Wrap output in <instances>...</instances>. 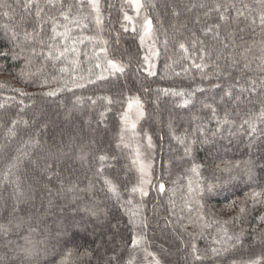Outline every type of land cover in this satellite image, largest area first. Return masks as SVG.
Here are the masks:
<instances>
[{
  "label": "trees",
  "instance_id": "16d2710c",
  "mask_svg": "<svg viewBox=\"0 0 264 264\" xmlns=\"http://www.w3.org/2000/svg\"><path fill=\"white\" fill-rule=\"evenodd\" d=\"M7 2L15 7V0ZM40 3L43 6L44 0ZM144 3L158 39L160 56L153 60L156 75H147L143 61L146 52L139 35L125 25L121 11L122 5L124 11L128 9L125 0H106L104 26L98 31L94 18H90L86 28L74 29L72 34L106 39L109 56L123 63L125 72L111 75L104 72L103 80H96L94 75V83L85 82V87L71 91L65 88L51 97L44 93L62 87L60 81L69 78L72 67L67 65L69 72L60 73L49 64L37 72L42 63L39 58L26 67L25 61L16 55L20 51L16 45L29 47L23 41V31L36 26L35 17L25 15L17 7L10 20L0 10V75L13 79V82L0 80V223H7L10 218L16 204L13 181L19 180L25 197L18 206L27 210L24 219L37 229L29 233L28 224L24 223L20 228L13 225L7 235L0 234V257L7 255L13 259L12 248L24 243L20 236L24 233L33 240L43 241L40 250L43 253L47 248V255H41L42 264H59L61 253L68 250L73 252L70 264H116L113 257L120 264H150L146 252L156 253L167 264H201L191 255L190 245L195 243L199 253L206 254L218 235L216 229L220 225L215 221L230 234L243 229L242 241L230 253L215 261L205 259L203 264H232V261L241 264L264 257V235H261L264 225L258 227L256 223V218L264 213V206L251 210L243 223H233L237 213L229 207L233 200L238 203L243 200L245 193L264 189V123L257 120L255 134L244 123L250 115H258L264 102V89L259 87L264 72L257 67L264 55L259 32L264 0H144ZM216 4L230 6L227 20L219 19L220 13L213 10ZM238 9L245 12L247 19L237 16ZM174 10L179 15H174ZM46 11L55 13V10ZM253 19L255 25L251 23ZM215 25H219L214 29L216 35L205 34V29ZM49 27L44 26L45 39L50 35ZM13 30L20 34L19 40L11 39ZM194 37L203 41L207 50L206 71H216L214 65L225 68L230 58H235L240 63L232 75L205 80L194 67L185 74L182 67H189L191 60H180L178 44L185 42L192 58L197 59L201 46L197 43L196 49L192 48ZM79 47L82 52L92 51L88 40ZM245 49L249 50L245 53ZM24 55H28L27 51ZM245 57L250 68L242 71ZM80 61L76 75L81 72L87 75L90 65L96 75L102 72L94 67L95 60L89 62L83 54ZM45 79L47 86L41 87ZM252 79L257 81V93L241 91ZM217 83L220 87H212ZM197 87L205 91H195ZM161 89L194 92L193 102L187 108L181 107L182 97L165 95L158 91ZM229 90L231 97L224 94ZM133 94L140 95L146 105L144 125L151 132L158 152L155 183L142 205L137 203L136 194L130 195L134 174L127 168L126 155L116 137L121 114ZM105 98H110L112 103ZM205 105L215 107V118L211 108ZM226 113L230 123H219ZM13 121H16V135L8 136ZM173 133L187 141H196L190 155H185ZM23 152L29 155L5 179L7 165ZM101 155L108 159L100 161ZM50 157L57 158L53 173L43 171L44 162ZM37 160L39 168L30 163ZM246 162L251 166V176L244 170ZM193 163L200 166L199 176L189 171ZM237 164L241 167L237 168ZM105 179L118 188L120 201L108 191ZM189 179L194 185L199 181L202 187L216 186L202 200L204 208L200 211L212 223L203 232L189 223L188 218L194 220L199 210L195 202L188 205L191 213L185 207L186 201L192 199L188 193ZM160 183L165 185L163 193L158 190ZM128 199H132L131 205L125 203ZM225 206L230 208V217L217 210ZM133 212L136 213L133 218L143 223L130 222ZM133 236L143 237L136 248L131 246ZM64 241L68 242L67 249L63 247ZM142 247L144 255L139 253Z\"/></svg>",
  "mask_w": 264,
  "mask_h": 264
},
{
  "label": "snow or ice",
  "instance_id": "6c2138e0",
  "mask_svg": "<svg viewBox=\"0 0 264 264\" xmlns=\"http://www.w3.org/2000/svg\"><path fill=\"white\" fill-rule=\"evenodd\" d=\"M125 3L136 12L137 16H139L141 12L144 11L143 24L141 25V33L139 36L140 44L141 46H143L146 40L153 41V43L148 47V54L143 57V61L147 66L144 70L147 72L148 76H155L156 73L153 70L155 68V64L153 63V60L154 58L160 56V52L156 48L153 33V23L146 13V5L142 2V0H125ZM17 7L20 8L25 15H34L36 20V26L31 31H28L27 28H25L23 31V41L27 45H29V47L25 48L20 44L16 45L20 49V51L16 53V55L25 61L26 67L30 66L33 59L35 58H39L42 61L41 67L37 69V72H42L44 67L48 66L49 64L54 69H57L60 73L69 72V68L67 65H70L72 67V72L69 73V78H65L60 81V83H62V87H58L54 91H47L44 93V95L51 97L57 95V93L64 90L65 88L69 91H71L73 88H83L85 87V82H95V80L93 79L94 75L96 80L105 79L106 77L103 74L104 72H108L110 75L113 73L123 74L125 72L126 66L115 58H111L109 56L107 48L108 42L106 40H103L98 36L72 34L74 29H81L82 31L83 28H86L87 21H89L90 18H94L95 24L97 28H99V26L102 24L100 0H75L74 3H65L64 0H44L43 6L41 5L40 0H15V7L13 6V4L8 3L7 0H0V10H3V16L9 18L10 20L14 18L15 8ZM229 7L230 6L226 4H216L213 10L220 13L219 19L223 21L228 19L227 12ZM231 7H234V5H232ZM46 9L55 10V13L53 14L52 11H46ZM85 9H88L87 13L85 12ZM121 11L124 12L123 19L131 23L134 18L133 16L128 15L126 11H124L123 5L121 7ZM173 14L179 15V13L175 12V10ZM237 16L247 19L245 12L239 9L237 10ZM20 22H24L23 16L21 17ZM259 22V32L261 35V52L262 54H264V12H262L259 16ZM251 23L255 25L256 20L253 19ZM46 24L50 25V35L47 36V39H45L44 37V26ZM4 27L7 28V25H5ZM122 27H124V25H122ZM218 28L219 25L209 27L205 29V34H207L208 32H213V34L216 35L217 33L214 31V29ZM124 31H128V28L124 27ZM132 31H136L134 25L132 27ZM11 39L19 40L20 34L13 30ZM85 40H88L92 43L91 53L87 51L82 52L79 47V45L83 44ZM118 40L119 37H117V42ZM197 43H199L201 46L199 49L200 55L197 58L199 62H197V59L192 58L189 47L185 42H179L178 44V49L181 53L180 60H191V64L189 65V67H182V71L185 74L188 73L190 67H194L200 73L201 79L207 80L212 79L213 77L219 79L221 76L232 75V70L239 66V60L230 58V63L227 65V67L221 68L219 65H214L216 71L208 73L206 71V69L209 67V64L207 63V50L203 47V41H197L195 37L192 41L193 49H196ZM228 46V44H225V47ZM165 47H167V41H165ZM248 50L249 49H245V53ZM26 51L28 55L25 56L24 53ZM82 54L88 57L89 62L95 60L94 67L102 69V72L99 75H96L93 72V67L91 65L87 69V75H85L83 72H81L79 75L75 74L81 63L80 56ZM4 55L7 54L4 53ZM260 59L261 62L259 65H257V67L261 72H264V55H262ZM176 63H179V61H176ZM168 67L171 71H174V69H171V66ZM249 68L250 64L245 57L241 70L243 71ZM21 75H23V71ZM175 75L179 76L181 75V73L175 72ZM47 83L48 81L47 79H45L44 83H42L40 86L46 87ZM212 87H220V85L217 83L212 85ZM259 87L261 89H264V80L260 81ZM145 91H148V89H145ZM158 91H163L165 95L170 94L172 96L182 97L183 100L180 105L181 107L187 108L189 104L193 102L194 92L186 93L183 90L177 91L175 89H161ZM195 91L204 92L205 89L203 87H197ZM241 91H248L250 95L256 94L257 81L255 79L250 80L249 86L247 88H242ZM20 94L26 95L23 92H21ZM224 94L229 97L232 96L230 90L226 91ZM77 99L80 98L78 97ZM105 99H108L109 104L112 103L110 98ZM21 103H23V101H21ZM93 103H95V101H93ZM133 104H135L136 107V120L143 118L145 113L143 111V104L141 103L139 97L130 98L128 103L129 111L132 110ZM205 106L211 108L213 118H215V107H213L212 105ZM0 107H2V105H0ZM101 115L103 116V113H101ZM257 120H259L261 123H264V102H262V107L258 115L252 114L248 119L244 121V123L248 125L249 129L254 134L257 131ZM24 123H27V121H25ZM121 123L124 125V128H122L120 132V142L123 143L125 147H128V144L125 143V133L130 130L131 136L135 137L137 135V124L136 121L130 120L129 113L127 111L123 113ZM219 123H230L227 113L225 114L223 120L219 121ZM15 124L16 121H13L12 127H9L7 131L8 136L16 135ZM173 138L183 146L185 155L191 154L193 145L196 143L195 140L187 141L184 136H176L175 133H173ZM35 143L38 144L39 141H36ZM147 147L149 149L154 148L151 136H147ZM28 155V152H23L22 154L17 155L13 159V161L9 165H7L5 179H7L9 175L13 174V169L18 168L20 163L23 161V158ZM81 159H84V157L82 156ZM99 159L103 162L108 159V157L101 155ZM56 160V157H50L46 159L43 165V171L47 173H53L56 167ZM30 163H35L36 167H40V163L38 160L30 161ZM133 164L139 165L141 179L139 181V184L131 188L130 195H135L138 193L141 198L146 197L148 195V190L146 189L145 185L151 183L149 177L151 175L150 170L152 168V164L150 162L145 163L141 161L139 148L136 149V158L133 160ZM199 167V165L193 163L189 171L199 176ZM236 167L240 168L241 166L237 164ZM244 170L249 176H251V166L248 162H246ZM100 171H103V169H100ZM13 183L16 184V195L14 197L16 200V204H14L12 207L8 222L0 223V234L7 235L10 231L13 230V225H15V228H20L24 223L28 224L29 233H35L37 229L33 227L31 223H28L24 219V216L27 215V210L18 206L21 202H24L25 193L20 190L19 180L13 181ZM105 184L108 185V191L117 199V201H120V192L118 188L112 183V181L105 179ZM215 187L216 186L214 184H208L206 187H202L199 181H196L194 185L192 179H189L188 182V193L192 199L190 201H186L185 207H188V205L192 202H195V204L199 206V210L196 213L195 219L193 220L191 216L188 218L189 223L193 224L194 226L200 227L202 232L212 227V223L208 222L205 216L202 214V211H200L204 208L202 200L207 194L213 193ZM158 190L160 193H163L165 191V185L163 183H160L158 186ZM125 203L131 205L132 199L126 200ZM258 205L264 206V189L260 191L245 193V198L239 201V203L233 200L231 205H229V207L234 209L237 213L233 218V223H243L247 218L248 213L251 210H254ZM188 211L189 213H191L192 209L188 207ZM21 213H23L24 215H20ZM135 215V212L131 214L130 222L134 225L143 223V221L135 220L133 218L135 217ZM178 219H184V217H179ZM215 223L217 225H220L216 229L218 235L213 238L212 246L206 254H200L195 243H192L190 245L191 255L193 256L194 260L200 261L201 264H203V261L205 259H212L213 261H215L216 258L223 257L225 254L230 253L232 250H234L237 245L241 244L243 229H241L239 233L230 234L229 230L222 224H220L219 221H215ZM256 223L258 227L264 225V213L260 214L256 218ZM144 226L146 227L147 225L145 224ZM253 231H255V229H253ZM40 234L43 235L42 232ZM261 235H264V230H262ZM20 236L23 238L24 243L17 244L14 248H12L14 258L10 259L7 255H5L4 257H0V264H42V261L40 259L41 255H47V248L44 249L43 253L40 250V243H42L43 241L33 240L30 234L25 235L24 233H20ZM142 242V236H133L131 238L132 248H136ZM63 247L65 249L68 248L67 241L63 242ZM87 254L88 253H85V255ZM146 254L147 256H153L151 252H147ZM72 256L73 252L71 250H68L66 254L62 252V258L59 261V264H70V258ZM112 259L116 261V264H120V261L115 257H113ZM153 259L155 264H160V261L158 259H155L154 256ZM221 264H223V262H221ZM232 264H236V262L232 261ZM241 264H264V257H259L254 260H248L246 262L242 261Z\"/></svg>",
  "mask_w": 264,
  "mask_h": 264
},
{
  "label": "rangeland",
  "instance_id": "374dc122",
  "mask_svg": "<svg viewBox=\"0 0 264 264\" xmlns=\"http://www.w3.org/2000/svg\"><path fill=\"white\" fill-rule=\"evenodd\" d=\"M105 1L106 0H100L101 14H102V24L99 26V28L104 26L105 16H104V13H103V8H104ZM142 2L144 3V0H142ZM126 12H127L128 15L133 16L134 19H133V21L131 23H129L128 21H125V25L128 28H130L131 30H132V27L134 25L135 28H136V32L140 36L141 25L143 24L144 11H142L141 14L139 16H137L136 12L131 7L128 6V9H127ZM146 13H147V11H146ZM93 17H94V14H93ZM95 26H96V24H95ZM96 28H97V26H96ZM99 28H97L98 31H99ZM153 33H154V40H155L156 48L158 49V39H157V36H156L154 31H153ZM97 34L99 35V33H97ZM100 38H102V37H100ZM103 40H106V39H103ZM152 43H153L152 40H146L145 41V44L143 45V48H144V50L146 52L145 55L148 54V47ZM144 67L145 68L147 67L145 65V63H144ZM153 70L156 72V66H155V68ZM0 80H6V81H12L13 82V79L10 76L5 75V74H1L0 75ZM134 97H139L141 103L143 104V111L145 113L143 118H140L139 120H136V107H135V104H133V108H132L131 111H129V109H128L129 100H130V98H134ZM130 98H129L126 106H125L124 111L121 114L120 123H119V129H118L116 137H117L118 146L120 147V149L126 155L127 168L130 171H132L133 174H134V180H135L134 186L139 184V181L141 179V174L139 172V165L138 164H133V160L136 158V149L139 148L140 159H141L142 162H145V163H149L150 162L152 164V168L150 170L151 175L149 177L150 180H151V183L148 184V185H145L146 189L148 190V195L146 197L141 198L138 193L136 194L137 195L136 199L138 201L137 203L142 205L143 202H146L148 196L150 195V193L152 191L153 185L155 183V179H156V175H157V165H158L157 164V162H158V152H157L156 143L154 141V138H153L151 132L144 125V121L146 119L147 112H146V105H145L143 99L138 94H133V95L130 96ZM126 111L129 113L130 120L136 121V124H137V127H136L137 135L135 137L131 136L130 130L125 133V137H126L125 143L128 144V147H125L124 144L120 142V132H121V129L124 128V125L121 123V119H122L123 113L126 112ZM147 136H151L152 137V142H153V145H154V148H152V149H149L147 147ZM226 207L227 206L219 207V208H225V209H221L220 210L218 208L217 210L219 212L223 210L225 217H227V216L230 217L232 215V214H230L231 211L230 212L228 211V209H230V208H226ZM231 210H234V209L231 208ZM140 252H142V254L144 255V247H142V249H140L139 253ZM152 254L155 257V259H158L160 261V264H167V263H165L163 261V259L160 258L159 255H157L154 252H152ZM153 256H148V258H147V259H149L148 261L150 262V264H155ZM143 262H144V259H143Z\"/></svg>",
  "mask_w": 264,
  "mask_h": 264
}]
</instances>
